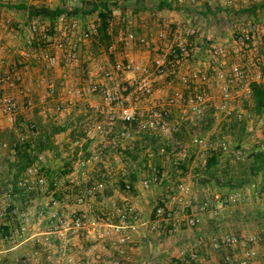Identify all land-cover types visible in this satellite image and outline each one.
I'll list each match as a JSON object with an SVG mask.
<instances>
[{"label": "crops", "instance_id": "crops-1", "mask_svg": "<svg viewBox=\"0 0 264 264\" xmlns=\"http://www.w3.org/2000/svg\"><path fill=\"white\" fill-rule=\"evenodd\" d=\"M30 1L0 0V76L17 72L21 80L12 84H0V96L11 97L19 108L12 122L0 110V141H5L9 145L20 136L26 137L24 145L15 153L9 150V154L3 153V157H0V188L7 190L8 184L21 176L30 165H34L39 174L46 179L47 187L32 192L12 188L11 206L18 213L27 212L29 220L24 225V232L21 233V221L18 218L12 220L6 218L10 225L0 230V264H73V259L85 260L84 253L96 246L98 241L93 234L86 238L83 235H73L61 240L52 233L50 231L52 224L47 213L53 209V202H56L61 210H78L86 213L91 224L100 225L98 232L106 230L101 223H104L106 215L116 207L132 205L141 212L145 223L133 234V243L127 247L125 257L120 258L115 251H111V257L104 259L106 263L166 264L194 237L209 238L232 233L242 235L244 239L254 236L258 241L264 240L263 195L261 194V200L256 199L258 204L255 203L253 206L249 202L242 207L230 206L234 203L228 201L234 194H237L239 199L252 200L255 193L261 190V185H264V171L256 175L250 184L241 188L220 187L216 180L223 181L222 175L228 172L227 155L219 156L213 178L204 172L199 178L192 176L187 170L189 167L190 170L195 168L192 164L194 158L190 163L188 160L187 165L181 166L182 171L185 170L184 181L191 188L196 202L208 200L210 197L212 209L201 215L202 224L195 230L180 229L176 237L170 239L149 230L147 223L153 219V206L161 205L171 210L175 219H180L185 214L191 215L192 210L181 211L171 201L172 192L169 189L181 181L174 167L158 156L148 160L145 154L146 150L156 153L161 148L169 151L170 143L186 141L187 135L189 140V132L185 126L172 135L174 140L167 134L161 136L171 138L172 141L157 139L156 136H139L120 122H116L111 128L107 127L105 137L96 139H86L76 127L86 116L93 117L92 107L100 102L99 95L86 91L92 83L104 85L102 79L98 80L96 76L100 69L97 63L119 61L124 65L132 63L149 68L152 60L160 56L170 43L184 41L182 32L188 26L196 28L198 32L200 30L204 40L222 41L229 36L232 29L229 26L226 32L220 30L218 23L223 19L228 25H231V22L237 24L233 23L235 28L246 25L249 20H256L260 25H264V0H235L234 7L225 6L223 0H196V6L183 8H173L166 0H118L109 22L110 44L99 49V53L103 54L92 59L89 55L92 52L91 43H88L76 54L77 63L66 65L60 59L59 65L51 70L45 69L42 63L34 60L27 65H20L18 53L27 46L31 38L28 25L32 22L42 24L49 31L44 34L42 44L34 42L30 49L38 55L58 54L46 44L54 37L53 28L56 21L30 18L25 9L30 6L37 8L46 6L50 9L60 7L74 10L110 0H59L51 4H34ZM89 1L91 3H87ZM72 17L68 19L80 21L83 28L92 22L97 25L98 22L96 15ZM202 21H207L213 27L206 26ZM161 30L167 33L164 41L156 39L157 33ZM128 33L144 37L148 40L149 46L141 48L137 44L120 43V39ZM224 34L226 37L222 36ZM109 47H112L111 51ZM255 57L264 59V46L259 42L249 54L250 59ZM197 60L192 67L194 69L199 67V55ZM104 64L109 66L108 63ZM105 68L103 67L104 70ZM260 71L264 72L262 66H259V70L249 68L248 73L252 75ZM62 74L67 75V80L62 78ZM130 76L126 73L124 77ZM154 86L163 97L176 92L183 96L190 94L177 79L173 81L155 79ZM48 87L55 90V95L43 101ZM69 88L73 90L70 94L67 93ZM60 100L66 103L67 111L62 115H55L53 109ZM32 102L35 105L28 110L24 105ZM248 104L253 108L252 101ZM178 112V109H173L175 115ZM100 119L105 122L104 116H100ZM32 123L36 128L29 131L28 126ZM124 130L128 131L130 139L123 140L117 147H113V139ZM205 135L213 139L212 133L206 132ZM1 144L3 143L0 142ZM30 154L35 156L33 160ZM94 155L98 156L97 161L93 160ZM150 167L154 169V173L149 170ZM236 174L229 173L226 175L227 179H235ZM152 177H156L158 182L144 189L140 185L141 180ZM125 182L132 187L130 193L123 189ZM96 183H102L104 191L84 204L77 205L74 197ZM216 193L220 195L219 201L214 200ZM223 202H227V205H223ZM16 228H19L20 237L15 235ZM7 237L8 239H5ZM248 248L250 245L246 242L238 247L218 252L207 246L200 250V256L204 264H217L225 253L236 258ZM263 248L264 245H260V242L254 246L257 258L251 264H264Z\"/></svg>", "mask_w": 264, "mask_h": 264}, {"label": "built area", "instance_id": "built-area-1", "mask_svg": "<svg viewBox=\"0 0 264 264\" xmlns=\"http://www.w3.org/2000/svg\"><path fill=\"white\" fill-rule=\"evenodd\" d=\"M59 0H31L34 4H51ZM118 0H112L117 2ZM173 8H183L195 6L196 0H166ZM227 7H234L235 0H223ZM42 24L36 22L29 23V42L24 49L18 53L20 65H27L31 60L42 63L47 70L56 68L60 59L66 65L77 63L76 54L86 44L90 43L97 35V25L90 23L83 28L80 21L60 17L54 23V37L46 42L49 49L57 51L58 54L38 55L30 48L35 42L42 44L45 39L44 34L49 31ZM48 30V31H47ZM45 31V32H44ZM44 32V33H43ZM229 36L222 41L204 40L199 30L188 26L182 34L184 41L170 43L160 56L155 57L149 68L127 63L118 65L116 72L121 70L130 74L123 80H114L111 71L108 69L102 72V80L106 82L101 86L100 102L92 107L93 117L86 116L84 120L77 124V129L86 139H96L107 135V127L111 128L116 122L131 128L137 135L143 137H155L167 134L172 136L179 131L182 126H188L189 144L183 141H174L170 145L169 151L165 148L158 149L156 153L146 150V158L152 160L154 156L170 163L179 175L181 181L171 189V201L175 203L181 211L191 209V215H183L180 219H175L171 210L160 206L154 209L153 219L147 225L149 230L157 235L167 238H174L180 229L193 231L202 224V214L209 210L206 202L198 203L193 196L191 188L185 183V176L181 166L190 161L194 154L192 164L199 170L194 177H200L205 171L208 160L211 156H226L230 153V145L226 137L218 135L209 138L205 135V126L209 119L214 122H226L228 124H245L247 134H251L253 141L257 139V134L264 138V113L261 117L255 118L256 135L251 126L254 116L251 115L244 103L252 101L251 85L253 83L264 85V72H257L249 75V68L259 70V66L264 68V59L255 57L250 59L249 54L257 46V42L264 46V25H260L256 20H249L244 26L231 29ZM44 36V37H43ZM167 33L161 30L157 33L156 39L164 41ZM120 43L137 44L141 48H147L149 42L144 37L128 33L120 39ZM112 47H109L111 51ZM60 54V57H59ZM199 55V67L192 68L197 62ZM62 78L67 80V75L62 74ZM155 79L173 81L177 79L181 86L190 94L183 96L181 93H174L163 97L160 91L155 88ZM20 82V75L7 73L0 76V84H12ZM110 82V84L108 83ZM86 91L95 94L98 87L90 84ZM71 88L67 93H72ZM77 94H82L77 92ZM46 96L43 101L54 97L55 90L52 87L46 89ZM173 109H178V114L173 113ZM0 110L9 120L13 121L18 114L17 103L9 96H0ZM55 115H62L67 111V105L63 100L58 101L54 107ZM104 116L105 122L100 119ZM30 129H35L30 125ZM33 129V130H34ZM25 136L18 137L13 143L1 144L2 148H8L15 153L21 145L25 143ZM130 139L128 131L118 134L112 142L113 147L123 140ZM193 150V154L190 153ZM259 151H263L260 149ZM258 151V152H259ZM192 154V155H191ZM31 155V160L35 158ZM93 160L97 161L98 156L94 155ZM149 170L154 173L152 167ZM156 177L152 179H142L140 185L147 189L152 184L157 183ZM16 187L24 192L43 190L47 187L46 179L39 174L34 165L28 166L23 174L16 180L8 184V189L0 188V230L10 225V220L18 218L21 221L20 232H24V225L27 224L29 216L27 212L18 213L11 206L12 188ZM125 192L130 193L132 187L129 183L123 184ZM104 191L102 183H96L92 187H86L74 197L77 205L84 204L87 200L94 198ZM239 196L234 194L228 201L234 203ZM255 199H260L261 195L256 192ZM220 195L214 194V200L219 201ZM53 209L47 213L48 220L51 221L50 231L55 233L59 239L66 240L70 236L83 235L85 238L93 234L98 241L96 246L84 253L85 260L73 259V264H118V262L106 263L105 258L111 257L110 252L115 251L116 255L124 258L127 247L133 243V234L137 228L145 223L141 212L132 205L122 208H115L106 215V220L101 223L106 230L98 232V224H91L88 215L78 210H61L57 203H52ZM16 237H20L19 228L15 229ZM5 239H8L5 238ZM244 242L250 248L244 250L239 257L229 254L223 255L217 264H251L257 258L254 246L258 243L257 237L244 239L242 235L224 233L218 237H194L186 245H183L176 257L170 258L166 264H204L201 259L200 250L209 246L213 251H221L238 247ZM97 249V250H96ZM264 253V248H263ZM24 264V263H23Z\"/></svg>", "mask_w": 264, "mask_h": 264}, {"label": "rangeland", "instance_id": "rangeland-1", "mask_svg": "<svg viewBox=\"0 0 264 264\" xmlns=\"http://www.w3.org/2000/svg\"><path fill=\"white\" fill-rule=\"evenodd\" d=\"M90 1H93V0H90ZM87 2V3H91V2ZM196 6V5H195ZM92 15H94L95 16V14H92ZM202 23H204L206 26H210V27H213V25H210V24H208V22L206 21H202ZM232 24L231 25H228V23H227V21L226 20H221L219 23H218V26H219V28H220V30H222V31H224V32H226L225 30H227L228 28H229V26H231L232 27V29L233 28H235L234 26H233V23L234 22H231ZM235 24V23H234ZM235 25H237V24H235ZM222 36H225L226 37V35L224 34V35H222ZM215 39V38H214ZM100 52V51H99ZM101 52H104V51H101ZM100 54H103V53H98V55H94V53H93V51L89 54L90 55V57H92V59L93 58H95L96 59V57H99V55ZM111 57V56H110ZM113 57V56H112ZM103 58V57H102ZM197 60V59H196ZM198 61V60H197ZM101 63H108V65L109 66H107V65H103V64H101ZM101 63H97L99 66V70H98V74L96 75L97 76V79L99 80V79H102V76H103V74H102V72L104 71V69H103V67H106L105 68V70L106 69H108V71H111V74H112V77H115V79L114 80H123V78H124V76L126 75V73H125V71H123V70H121V71H119V72H116V67L119 65L120 67H121V65H124V64H122V63H120L119 61H116V62H114V61H106V62H101ZM119 63V64H118ZM102 65H103V67H102ZM79 77H82V76H79ZM103 81V80H102ZM105 84H106V82L105 81H103ZM109 84H110V82H108ZM93 84V83H92ZM94 85H96V87H98V91H97V93H95V94H97V95H100L101 94V92H102V90H101V86L100 85H98V84H95L94 83ZM33 105H35V103L33 104V102L32 103H30V104H27V105H24V106H26L27 108H28V110H29V108H32V106ZM23 106V107H24ZM243 107H245L246 108V110L251 114V115H253L254 116V118H257V115L256 114H254V112H253V108H251L250 107V105L248 104V103H244L243 104ZM253 118V121H252V123H251V126H252V128H253V130L255 131L254 133H253V135H256V130H255V128H256V120ZM30 125H33L35 128H36V125L35 124H30ZM30 125L28 126V130L29 131H33V129H30L29 127H30ZM185 128L188 130V126H185ZM205 130H206V132H209V133H212V137L213 138H215L216 136H218V135H221V136H224V137H226L227 138V140H228V142H229V145H230V153L227 155V157H228V160H227V164L229 165V167L227 166V169H228V171H230V172H232V171H234V172H236V173H246V171H247V169H248V165H249V163H250V160H251V155L254 153V152H258L260 149H264V138H262V136L261 135H258L257 134V139H255L254 141H253V139H252V137H251V134H247V132H246V130H245V124H239V125H235V124H228V123H226V122H224V121H222V122H214L213 121V119H209L208 121H207V125L205 126ZM178 133V132H177ZM156 138L157 139H161V138H164V137H161V136H156ZM171 138H172V136H171ZM171 138H164V139H167L168 141H170L171 140ZM173 140H174V138H172ZM15 140H13L11 143H13ZM172 141V140H171ZM1 143H5V144H8V143H6L5 141H0ZM183 142H185V144L186 145H188L189 144V140H188V135H187V140L186 141H183ZM24 145V144H23ZM23 145H21V146H23ZM170 145H172V143H170ZM20 146V147H21ZM19 147V148H20ZM10 152H12V151H10ZM0 157L2 158L3 156V153H8L9 154V149L8 148H2V150L0 151ZM190 153H192L193 154V150H191V152ZM191 154V155H192ZM6 156V155H5ZM193 158H194V154L190 157V161H189V163L193 160ZM224 158H222V160H223ZM223 163H225V162H223ZM186 164V163H185ZM187 165V164H186ZM190 166V165H189ZM197 168H193L192 170H190V167H189V169L187 170L188 172H190L191 174H192V176H194L195 174H197V173H199V170L197 169ZM184 171L185 170H183V173H184ZM203 174V173H202ZM202 174H200V175H202ZM179 176V175H178ZM199 178V177H198ZM200 184V183H199ZM175 185V184H174ZM173 185V186H174ZM263 188H264V185L262 184L261 185V190L259 191V194L261 195H263V197H264V190H263ZM211 198L210 197H208V200H204V201H201V200H199V203H201V202H206L207 204H208V206H209V210H211L212 209V207H211ZM259 200H261V198L259 199ZM248 202L250 203V205H252L253 206V204H258L257 203V201H256V199H255V197L253 196L252 197V200L251 199H249L248 201H246V199L244 198H240L238 201H236V202H234V204H231L230 206H244V205H247L248 204ZM223 205H227V202H223ZM156 205H154L153 206V208L152 209H154V207H155ZM150 215V214H149ZM260 242V245H264V240H260V241H258V243ZM230 249V248H229ZM226 250H228V249H226ZM222 251V250H221ZM225 254H229V253H225ZM224 254V255H225ZM230 255V254H229Z\"/></svg>", "mask_w": 264, "mask_h": 264}, {"label": "trees", "instance_id": "trees-1", "mask_svg": "<svg viewBox=\"0 0 264 264\" xmlns=\"http://www.w3.org/2000/svg\"><path fill=\"white\" fill-rule=\"evenodd\" d=\"M22 7H17L20 9ZM113 8H115V2L110 1H101L99 3H92L90 5H85L83 8L67 10L60 7L55 9H50L49 7H28L26 8V12L30 18H43L48 19L50 22L56 21L60 17L70 18L74 15H78L80 17H85L87 15L95 14L98 22L97 24V35L92 39L91 49L94 55H98L99 49L101 47H108L110 44V36L108 35L109 22L112 16ZM245 13V11H243ZM255 11H253V14ZM74 18V17H72ZM252 90V104H253V112L258 117H261L264 113V85L253 83L251 85ZM251 160L248 165V169L246 173H237L235 179H227L230 171L224 173L222 175L224 178L223 181L216 180V183L220 187H228V188H241L243 185L250 184L252 179L264 171V151L254 152L251 155ZM218 155H212L208 160L207 165L205 167L204 173H207L212 178L215 176V170L218 165ZM264 190V188H263ZM262 199V198H261ZM161 205H156V207H160ZM153 209V214H154Z\"/></svg>", "mask_w": 264, "mask_h": 264}]
</instances>
